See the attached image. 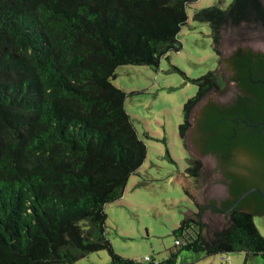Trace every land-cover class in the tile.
I'll return each instance as SVG.
<instances>
[{
	"label": "trees",
	"instance_id": "1",
	"mask_svg": "<svg viewBox=\"0 0 264 264\" xmlns=\"http://www.w3.org/2000/svg\"><path fill=\"white\" fill-rule=\"evenodd\" d=\"M196 2L0 0V264H80L100 251L110 254L111 264H140L118 255L106 235V206L122 198L147 154L125 110L126 95L111 79L119 66L157 67L180 51L187 9ZM195 18L210 24L221 57L223 28L264 21V4L235 0L228 9L213 6ZM225 62L230 81L257 105L251 108L248 96H240L244 112L209 103L202 122L210 135L202 152L224 168L244 153L261 165L252 176L226 173L227 210L251 188L264 192L263 129L231 122L236 116L248 120L247 114L264 121V53L238 49L220 58L219 64ZM221 77L219 70L195 81L199 90L185 104L182 136L192 110L221 90ZM194 162L188 171L198 177L201 165ZM252 203L264 213V200L254 192L221 232L212 233L200 213L187 216L175 232L184 242L176 245L208 256H264V237L253 212L245 210ZM148 261L176 264V256Z\"/></svg>",
	"mask_w": 264,
	"mask_h": 264
},
{
	"label": "rangeland",
	"instance_id": "2",
	"mask_svg": "<svg viewBox=\"0 0 264 264\" xmlns=\"http://www.w3.org/2000/svg\"><path fill=\"white\" fill-rule=\"evenodd\" d=\"M235 0H197L187 9L188 23L179 34L181 50L164 56L159 66L123 65L111 83L125 93V110L139 139L147 147L142 167L132 175L122 198L106 206V235L114 251L140 264L164 262L176 256V264H264L263 255L246 252L218 254L181 250L176 245L184 236L175 234L187 216L200 213L212 233L221 232L228 216L202 212L209 200H225L228 187L214 155H202L192 138L196 119L208 99L222 104L234 101L231 92L239 89L230 80L227 59L238 49L264 53V21L241 22L221 32L216 52L213 31L199 22L195 14L216 6L228 9ZM263 4H264V0ZM221 71V90L209 93L189 116L190 128L181 135L185 124V104L198 93L196 80ZM199 161L198 177L188 171ZM215 183V184H214ZM195 218V216H194ZM254 222L264 237V214L254 215ZM80 264H111L107 251L93 253Z\"/></svg>",
	"mask_w": 264,
	"mask_h": 264
},
{
	"label": "water",
	"instance_id": "3",
	"mask_svg": "<svg viewBox=\"0 0 264 264\" xmlns=\"http://www.w3.org/2000/svg\"><path fill=\"white\" fill-rule=\"evenodd\" d=\"M227 82H231L230 80L226 79ZM234 96V99L236 98V95H238L235 92H231ZM213 102L212 98L208 99L207 103ZM202 111V109H201ZM201 111L197 116L196 119V129L194 130L193 134H192V138L194 140V142L199 146L202 147L204 145V141L207 135V128L205 126V124L200 120L199 122H197L198 118L201 115ZM263 134H264V130H263ZM197 147V146H196ZM198 151L204 155L201 150L197 147ZM245 155H236L233 159V161H231L230 165L226 164V173L229 174H233V175H239V176H252L254 173H256L259 169H261V165L259 164V162L257 161L256 158H253L250 154L244 153ZM218 169H220V173L224 175V178L222 181H217L215 183H223L224 185L227 186V181H226V173L224 170V166H220ZM214 183V184H215ZM228 187V186H227ZM257 192L262 199L264 200V192L257 187L251 188L249 189L247 192H245L243 195H241L236 201L235 203L229 208L228 211L225 212V214H229L231 212H233L238 205L246 198L248 197L250 194ZM226 199H229V193H228V197ZM215 203H220L221 201L224 200H220L218 199H214L212 200ZM205 209L202 211L204 212ZM251 212H253L254 215L261 217L264 213H259L257 212L256 209H251L249 210ZM212 213H216V212H212Z\"/></svg>",
	"mask_w": 264,
	"mask_h": 264
},
{
	"label": "flooded vegetation",
	"instance_id": "4",
	"mask_svg": "<svg viewBox=\"0 0 264 264\" xmlns=\"http://www.w3.org/2000/svg\"><path fill=\"white\" fill-rule=\"evenodd\" d=\"M237 87V86H236ZM240 96H242V97H247L248 96V98H249V102L251 103V104H253V105H251V108H252V106L254 107V104L255 105H257V103H256V101L254 100L253 101V98L246 92V91H244V90H239V93H238V95H236V98L234 99V101L233 102H231V103H226V104H222V103H219V102H214L215 104H217V105H220L222 108H224V109H234L235 107L238 109V110H240V112H244V111H248V110H243L242 109V100H241V98H240ZM211 103V102H210ZM209 105V103H207L206 105H204L203 106V108H202V111H201V115H200V117L198 118V120H197V122H199L200 120L201 121H204L203 119H204V116H205V113L207 112L206 111V106H208ZM244 105H246V103H244ZM257 107V106H256ZM249 110H252V109H249ZM249 112H253V111H249ZM258 112H260V111H258ZM246 116V118L248 119V120H245V119H243L241 116H236L231 122L232 123H236V127H239V126H241V125H244V126H248V127H253L254 129H257V130H264V121H258V120H256V119H253L252 117H250V115L249 114H247V115H245ZM254 116H256L255 115V113L253 114V117ZM250 120V121H249ZM207 121V120H206ZM250 122H254V124L253 123H250ZM206 128H207V126H206ZM263 130H262V132H263ZM208 135H210V132L208 131V128H207V137H208ZM195 145L201 150V152H202V149H201V147H199L196 143H195ZM203 153V152H202ZM204 155H213V154H211V153H203ZM224 170H225V168H224ZM225 173H226V170H225ZM258 188V187H257ZM228 193H229V190H228ZM257 193V192H256ZM230 194H229V199H230ZM229 199H225L224 201H221L220 203H215V202H213L212 200H209L208 201V203L205 205V207H203V209L202 210H210V211H214V212H216V213H218V214H220V213H222V214H224L225 216H228V218L230 217V215H231V213H229V214H225V212L226 211H228L229 209H227V210H225L224 208H223V205H224V203H226ZM257 205L255 204V203H252L251 205H249V206H246L245 207V210H251V209H254L255 207H256Z\"/></svg>",
	"mask_w": 264,
	"mask_h": 264
},
{
	"label": "built area",
	"instance_id": "5",
	"mask_svg": "<svg viewBox=\"0 0 264 264\" xmlns=\"http://www.w3.org/2000/svg\"><path fill=\"white\" fill-rule=\"evenodd\" d=\"M149 260V259H148Z\"/></svg>",
	"mask_w": 264,
	"mask_h": 264
}]
</instances>
